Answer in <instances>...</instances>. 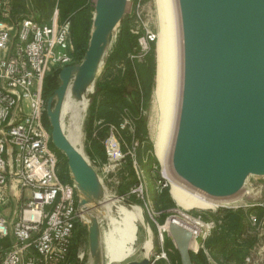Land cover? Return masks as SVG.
<instances>
[{"label":"water","instance_id":"obj_1","mask_svg":"<svg viewBox=\"0 0 264 264\" xmlns=\"http://www.w3.org/2000/svg\"><path fill=\"white\" fill-rule=\"evenodd\" d=\"M130 0H95L91 37L80 63L63 67L59 85L47 101L53 146L66 157L82 194L92 264H104L101 223L88 213L105 198L95 167L68 138L63 107L71 97L95 92L105 58L124 20ZM190 54V89L178 161L197 183L218 192L238 185L242 171L264 170V0H184ZM157 76V75H156ZM117 199L134 202L123 196ZM144 225L149 219L143 211ZM168 220V234L181 264H194L193 233ZM150 229V228H149ZM158 253L125 264H157Z\"/></svg>","mask_w":264,"mask_h":264},{"label":"built area","instance_id":"obj_2","mask_svg":"<svg viewBox=\"0 0 264 264\" xmlns=\"http://www.w3.org/2000/svg\"><path fill=\"white\" fill-rule=\"evenodd\" d=\"M55 16L51 21L27 16L15 23L0 19V264L63 263L82 217V194L73 179L60 177V159L45 119L46 77L82 61L73 54L71 22L60 23ZM150 41L154 38H140L138 59ZM109 145L118 148L114 138ZM12 188L18 189L21 203L10 221L5 208ZM186 212L177 217L193 233L192 250L204 251L212 261L205 240L218 222ZM250 221L261 219L251 215Z\"/></svg>","mask_w":264,"mask_h":264},{"label":"rangeland","instance_id":"obj_3","mask_svg":"<svg viewBox=\"0 0 264 264\" xmlns=\"http://www.w3.org/2000/svg\"><path fill=\"white\" fill-rule=\"evenodd\" d=\"M175 11L178 25V42L180 43V52L184 53L185 43H186V29H185V15L184 8L182 6V0H174ZM158 1L156 0H130L127 14L125 20H129L132 30L136 33H141V37H153L155 42V51H156V62H157V44L159 41V36L161 33V20H159V7ZM11 10L12 4L10 0H0V13L3 18L9 20L11 19ZM27 14L25 16L31 17H40V13L33 7L27 9ZM95 13V0H91V5L87 14L83 19L78 20L77 22V33L78 37H82L84 41L89 44L91 37L92 23ZM56 14V16H55ZM56 17L59 20V11L55 7L51 16L45 17L47 21H51L53 17ZM180 18V22L178 21ZM85 22V24L83 23ZM74 23V21H73ZM122 24V23H121ZM85 25V27H84ZM180 26V27H179ZM181 29V30H179ZM181 32V33H180ZM119 29L117 31V35ZM181 34V35H180ZM177 35V36H178ZM180 39V40H179ZM117 40V36L113 45ZM79 42V41H78ZM79 42V43H80ZM182 42V44H181ZM73 50L77 52L76 45L74 42ZM105 58V63L110 54V51ZM184 45V46H183ZM183 47V48H182ZM182 48V49H181ZM182 50V51H181ZM79 55V54H78ZM183 55V54H181ZM182 57V56H181ZM182 59V58H181ZM104 63V65H105ZM104 65L102 71L104 70ZM158 65V62H157ZM158 67V66H157ZM102 73V72H101ZM157 75V73H156ZM155 88H156V77L155 83L152 89V97L149 102L148 108L144 111L147 122V137L148 139H141L137 137H132L131 141H128L127 137L123 134H120L116 129L111 128L109 136L103 141L106 149L107 159L106 161H101L99 159H93L89 154V136L88 130L94 124L89 118V107L91 104V94L87 95L88 106L85 111H82L78 117L77 121L79 127L77 134L79 136L82 152L85 157L91 162L95 167L99 176L105 187V198L98 206H90L88 213L98 217L101 223V232H102V250L104 262L106 261V243H105V233L108 232L112 226L110 218L114 217L118 219L121 223L123 222L120 217H123L124 214L120 211V207L124 206L133 210V205L127 204L122 200L117 199L119 196H123L125 199H129L134 202V205H139L142 207L143 211L146 213L149 219V228L152 235V253H158L159 255L163 252L166 253V258H159L157 264H181L178 257H172L171 252L175 253L173 249H167L166 239L169 236L167 231H164L163 226L167 224L169 218L173 215L181 216L183 212L191 214L195 217L201 216L202 220H214L218 222V226L222 223L221 220L217 219V213L219 210H238L240 208H253V207H263L264 208V177L250 175L243 186L238 189L235 194H231L233 197H240L239 201L236 204L231 206H217L215 208L208 209H184L181 207L173 198L171 194L172 184L171 181L163 173V164L157 156L156 147H155V137L158 133L159 123H160V112L156 104L155 99ZM66 101H78L73 97H67ZM67 111V110H66ZM83 118V119H82ZM159 118V119H158ZM153 119V120H152ZM47 121L48 127L50 129L49 121ZM152 121V122H151ZM183 123V113L180 115L178 121L177 132L175 133V138L173 144L169 151L168 166L172 173L175 176V179L189 184L188 180L182 177L181 172L178 170V147L180 142V132ZM70 124V126H68ZM151 126V127H150ZM71 127V113L69 111L63 114V128L65 133H70ZM68 128V129H67ZM154 128V129H153ZM122 129L129 130L132 133L135 131V127L131 121L125 119L122 123ZM157 130V132H156ZM111 138H114L118 144L116 150H112L109 145ZM141 149L142 156L139 159L138 153ZM110 156H109V155ZM128 156L131 157L132 162H129ZM131 164V165H130ZM60 173L69 174L71 176L70 170L67 165V159L64 155L60 160ZM134 179L137 181L133 186L129 185ZM190 185V184H189ZM129 188L127 189V187ZM122 188L127 189V191L122 192ZM112 197V200L110 197ZM114 199V200H113ZM108 202V203H107ZM110 202H112L110 204ZM108 204V205H107ZM107 205V206H106ZM111 205L110 208H108ZM106 206V207H105ZM109 209V211H108ZM107 210V211H106ZM121 213V214H120ZM217 214V215H216ZM251 215L257 216L261 219L257 224H252L249 220V235H253L257 238L258 242H264V215L259 217L258 212L254 211ZM250 215V216H251ZM87 215L82 214L81 222L86 225V230L82 233L78 240V257L81 261V264H92L93 259L90 252L89 245V231L87 225ZM120 219V220H119ZM167 221V222H166ZM166 222V223H165ZM138 238L135 244V251L125 260L120 262H113L111 264H125L131 260H142L145 258L146 252L144 250V245L147 241V229L144 223L139 222L138 224ZM257 242V243H258ZM256 243V244H257ZM193 249V246H191ZM195 253V251H193ZM251 252V251H250ZM146 255V256H145ZM179 256V255H178ZM180 258V257H179ZM247 258H250V261H246ZM108 261V258H107ZM251 255L249 254L243 264H250ZM217 263V262H216ZM218 264V263H217ZM264 264V261L262 262Z\"/></svg>","mask_w":264,"mask_h":264},{"label":"trees","instance_id":"obj_4","mask_svg":"<svg viewBox=\"0 0 264 264\" xmlns=\"http://www.w3.org/2000/svg\"><path fill=\"white\" fill-rule=\"evenodd\" d=\"M10 2L12 10L11 19L8 21L11 23L27 17L25 14H27L28 8H35L40 13L38 18L43 20L46 19L45 17L49 18L57 7L60 16L59 22L64 23L67 20L71 22V38L77 49L76 53L73 52L74 57L77 61L83 59L88 44L86 42L81 43L84 41L82 40L83 35L78 37L76 29L78 20H82L87 14L91 0H10ZM0 19H4L1 13ZM83 23L85 24L84 21ZM141 36V33L132 30L129 20L124 18L119 27L117 40L104 65V70L97 79L95 92L90 96L89 118L94 125L88 130L90 141L88 151L93 159L106 161L107 154L103 141L109 136L111 128L116 129L119 136L123 134L127 137L128 141H131L132 137L148 139L144 111L148 108L152 97L157 62L154 41L149 42V50L142 59L137 58L136 55L141 50ZM58 74L59 72L49 74L45 79L43 98L46 102L59 85ZM45 119L48 120L46 113ZM125 119L133 123L135 127L133 133L122 129V123ZM56 151L61 160L62 154L57 149ZM141 156V149H139V159ZM128 159L131 163V157L128 156ZM60 177L65 182L72 180L69 174L60 173ZM135 179L129 185L133 186L137 182ZM127 189L122 188V192L127 191ZM254 211L258 212L259 217L264 215V208L259 206L218 211L217 219L221 220L222 223L205 240V248L215 262L218 264L244 263L245 258L258 242L255 236L249 235L250 215ZM85 230L86 225L79 220L67 258L61 264H81L78 257V240ZM166 247L175 250V253H170L172 257L180 259L170 237L166 239ZM192 257L194 264H211L204 251L192 252Z\"/></svg>","mask_w":264,"mask_h":264},{"label":"bare ground","instance_id":"obj_5","mask_svg":"<svg viewBox=\"0 0 264 264\" xmlns=\"http://www.w3.org/2000/svg\"><path fill=\"white\" fill-rule=\"evenodd\" d=\"M156 1H158V14L160 16L159 20H161L162 27L160 29V35L158 34V67L155 88V99L156 104L159 105L158 109L160 112L161 120L159 123L158 133L155 137V151L157 153L158 158L163 164V173L171 181V194L173 198L184 209H208L215 208L217 206H231L233 204H236L239 201V198L242 197H233L231 196V194H235L238 189L243 186V183L250 175L264 177L263 169H259L253 166L242 171L238 178L239 182L237 186L233 187L227 192H218L194 181L182 169L179 161L178 170L181 172L182 177L188 180L190 185L176 180L174 174L168 166L169 151L171 148V144H173L174 142L173 140L175 138V133L177 132L178 121L182 113L183 123L185 122L184 118L190 89V54L188 32L186 26V16V43L185 49H183L184 53L182 50L181 53L179 47L181 45L178 42L179 33L177 34L178 25H180V23L177 25L178 22L176 17L178 16H176L177 12L175 11V2L174 0ZM184 5V0H182V6L184 8L185 15ZM178 21L180 22V18ZM67 97L71 98L70 92ZM86 97L87 95L82 100L78 101H66L64 102L63 107V114L67 111L71 113V127L69 130L70 133H68L67 136L72 142V144L77 147L79 151H82V147L79 136L77 134V130H79L77 117L82 111H85L88 106V100ZM183 123L180 132L181 139L183 133ZM68 126H70V124ZM110 199L112 200V197H110ZM111 203L112 202H110V204ZM110 207L111 205L108 208ZM120 211L122 212V214H124L123 217H120L123 218L121 219L123 222L121 223L120 221H118V219H115L114 217L110 218L112 226L110 230L105 233L104 236L106 243V261L104 262V264H111L113 262L123 261L135 251V244L138 238L139 229L138 224L139 222L144 223L143 209L139 205H133V210H129V208L122 206L120 207ZM176 222L178 223V221ZM167 228L168 224L165 226V229ZM146 229L148 236L147 241L144 245V250L146 252V255H150L153 249L152 235L150 233V229L147 226ZM193 245L194 244L191 242V246Z\"/></svg>","mask_w":264,"mask_h":264},{"label":"crops","instance_id":"obj_6","mask_svg":"<svg viewBox=\"0 0 264 264\" xmlns=\"http://www.w3.org/2000/svg\"><path fill=\"white\" fill-rule=\"evenodd\" d=\"M9 200L6 203L5 215L10 221H13L14 218L18 215L19 206L21 203V198L19 197L18 189L12 188L9 190ZM10 240L7 241V244H10ZM251 262L250 264H262L264 261V242H258L250 252ZM211 264H217L213 257Z\"/></svg>","mask_w":264,"mask_h":264}]
</instances>
